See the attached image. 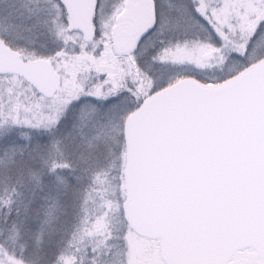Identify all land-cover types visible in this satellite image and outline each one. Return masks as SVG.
Returning a JSON list of instances; mask_svg holds the SVG:
<instances>
[{
    "label": "snow or ice",
    "instance_id": "1",
    "mask_svg": "<svg viewBox=\"0 0 264 264\" xmlns=\"http://www.w3.org/2000/svg\"><path fill=\"white\" fill-rule=\"evenodd\" d=\"M0 264H264V0H0Z\"/></svg>",
    "mask_w": 264,
    "mask_h": 264
}]
</instances>
